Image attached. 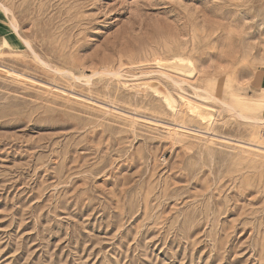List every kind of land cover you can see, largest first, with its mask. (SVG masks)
I'll use <instances>...</instances> for the list:
<instances>
[{
	"label": "rangeland",
	"instance_id": "1",
	"mask_svg": "<svg viewBox=\"0 0 264 264\" xmlns=\"http://www.w3.org/2000/svg\"><path fill=\"white\" fill-rule=\"evenodd\" d=\"M261 64L264 0H0V264H264Z\"/></svg>",
	"mask_w": 264,
	"mask_h": 264
},
{
	"label": "bare ground",
	"instance_id": "2",
	"mask_svg": "<svg viewBox=\"0 0 264 264\" xmlns=\"http://www.w3.org/2000/svg\"><path fill=\"white\" fill-rule=\"evenodd\" d=\"M5 8V7H4ZM16 25L15 24H12L11 23V29H12V31H14V33L15 32H17L16 31ZM15 35H17L16 33H15ZM2 36L4 37L5 35L4 34H2ZM25 41V40H24ZM30 49V48H29ZM178 62H180L181 63V61H178ZM182 65H185V64H176V66L178 67V68H180V69H182L185 73H186V75L187 74H191L192 73V71L191 70H189L190 68H188L187 70H186V68H183V67H181ZM189 70V71H188ZM171 81V80H170ZM173 81V80H172ZM181 81V80H180ZM174 83H177V82H174ZM180 83V82H179ZM197 92V91H196ZM205 92V91H204ZM206 93V92H205ZM263 93H264V90H263ZM208 94V93H207ZM164 96V98H165V100L171 105V106H173V104H172V100L173 99H171L170 98V96L169 95H167V94H163ZM209 95V94H208ZM208 97V96H207ZM215 98V97H214ZM213 98V99H214ZM203 99H207L206 97H203ZM190 103V102H189ZM191 105H193V108L191 107V109H194V108H196V111H198V114L201 116V117H203V118H205V117H207V115H209L210 114V109H208L209 107V105H207V104H205V103H203V102H200V103H196L195 105L194 104H191ZM223 105H225V106H228V104L227 103H225V102H223ZM230 105V104H229ZM189 108V107H188ZM229 109V108H228ZM192 111V110H191ZM194 111V110H193ZM192 111V112H193ZM195 112V111H194ZM122 113V112H121ZM238 115L240 116V117H243V118H245V119H247V120H250V122H253V123H255V124H259V125H264V118H262V117H259V116H248V115H244V114H242V113H238ZM213 117H215L214 115H213ZM180 128L181 129H184V130H188V129H190L189 127H186V126H183V125H181L180 126ZM191 130V129H190ZM195 130V129H194ZM197 130V129H196ZM198 131V130H197ZM200 133V132H199ZM240 144V143H239ZM251 145H254V144H251ZM262 145V144H261ZM255 147H257L256 149L258 150V151H263L264 152V146H259V145H254Z\"/></svg>",
	"mask_w": 264,
	"mask_h": 264
},
{
	"label": "crops",
	"instance_id": "3",
	"mask_svg": "<svg viewBox=\"0 0 264 264\" xmlns=\"http://www.w3.org/2000/svg\"><path fill=\"white\" fill-rule=\"evenodd\" d=\"M254 86L257 89V92L255 91V93L257 94V97H260L264 103V93H263V90H264V69H261L259 71V73L257 74V77L254 81ZM261 96H263V97H261ZM260 116L262 118H264V106L261 109Z\"/></svg>",
	"mask_w": 264,
	"mask_h": 264
},
{
	"label": "clouds",
	"instance_id": "4",
	"mask_svg": "<svg viewBox=\"0 0 264 264\" xmlns=\"http://www.w3.org/2000/svg\"><path fill=\"white\" fill-rule=\"evenodd\" d=\"M235 33L238 35V38L243 39L247 34L244 32L243 27H236ZM260 66H264V64H261Z\"/></svg>",
	"mask_w": 264,
	"mask_h": 264
}]
</instances>
